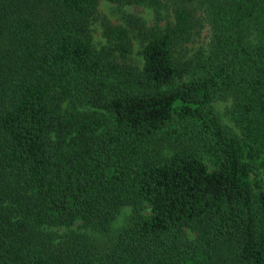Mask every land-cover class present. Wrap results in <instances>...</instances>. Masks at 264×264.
Wrapping results in <instances>:
<instances>
[{
  "label": "trees",
  "instance_id": "1",
  "mask_svg": "<svg viewBox=\"0 0 264 264\" xmlns=\"http://www.w3.org/2000/svg\"><path fill=\"white\" fill-rule=\"evenodd\" d=\"M101 1L0 0V264H264V0H166L163 27L106 24L107 55ZM204 22L210 56L185 82Z\"/></svg>",
  "mask_w": 264,
  "mask_h": 264
},
{
  "label": "rangeland",
  "instance_id": "2",
  "mask_svg": "<svg viewBox=\"0 0 264 264\" xmlns=\"http://www.w3.org/2000/svg\"><path fill=\"white\" fill-rule=\"evenodd\" d=\"M157 3H152L149 0L145 3L134 5H117L102 0L95 16L90 23L89 31L93 45L100 51L107 55L111 50V44L104 36L106 24L113 25H127L126 18L128 16H136L144 20L148 28H156L165 26L168 21H172V11L167 5L166 0H157ZM201 16V14H200ZM200 18V17H199ZM136 32H132L133 53L129 56L127 64L140 67L143 66V43L136 37ZM254 37V36H253ZM210 30L206 22L194 29L192 41L185 44L183 49H180V56L185 62L191 66L190 73L187 74L183 81H191L200 76L202 65L208 60L211 51L210 44ZM253 43H257L258 39L254 38ZM121 61V60H120ZM122 62V61H121ZM233 101L230 99L217 98L213 103L214 110L217 116L222 121L223 125L230 133L240 138L242 141L245 138L238 127L228 117L227 112L232 107ZM205 161L211 170H214L215 159L204 156ZM143 214L148 216L150 210L147 207ZM136 217L133 208L126 207L119 214L113 223L115 231H119L128 226ZM192 238L194 236L191 235Z\"/></svg>",
  "mask_w": 264,
  "mask_h": 264
}]
</instances>
